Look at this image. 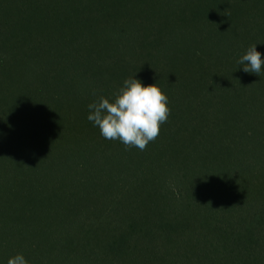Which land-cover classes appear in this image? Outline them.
<instances>
[{
	"label": "trees",
	"instance_id": "trees-1",
	"mask_svg": "<svg viewBox=\"0 0 264 264\" xmlns=\"http://www.w3.org/2000/svg\"><path fill=\"white\" fill-rule=\"evenodd\" d=\"M264 0H0V264H264ZM171 109L141 151L88 105Z\"/></svg>",
	"mask_w": 264,
	"mask_h": 264
},
{
	"label": "clouds",
	"instance_id": "clouds-1",
	"mask_svg": "<svg viewBox=\"0 0 264 264\" xmlns=\"http://www.w3.org/2000/svg\"><path fill=\"white\" fill-rule=\"evenodd\" d=\"M237 63L246 73L261 76L264 57L253 44ZM168 96L157 83L145 85L140 79L129 77L114 98L100 96L88 105L87 119L98 127L101 136L107 140H118L126 148L147 149L167 122L171 109ZM7 264H28L22 253L8 259Z\"/></svg>",
	"mask_w": 264,
	"mask_h": 264
}]
</instances>
